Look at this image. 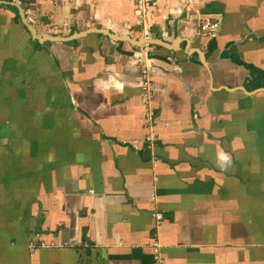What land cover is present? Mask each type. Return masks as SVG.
I'll return each instance as SVG.
<instances>
[{"label":"crops","instance_id":"0c3cea01","mask_svg":"<svg viewBox=\"0 0 264 264\" xmlns=\"http://www.w3.org/2000/svg\"><path fill=\"white\" fill-rule=\"evenodd\" d=\"M148 10L0 0V264H264V0Z\"/></svg>","mask_w":264,"mask_h":264},{"label":"built area","instance_id":"2783aa9c","mask_svg":"<svg viewBox=\"0 0 264 264\" xmlns=\"http://www.w3.org/2000/svg\"><path fill=\"white\" fill-rule=\"evenodd\" d=\"M60 1L61 0H55L56 3H59ZM135 2L139 10L140 19L145 20L149 12L148 10L149 0H135ZM19 4H22V1H19ZM213 20L214 19L211 16L204 20V23H203L204 31H207L208 29L210 30L216 29V22H214ZM140 62H141V74H142L141 92L146 98V106H147V111L145 113V116L147 119H151L155 117L156 115L152 107V102L155 98V93L153 89L154 74L146 58H140ZM158 245H159L158 241H155L154 246L158 247ZM154 257H155V264L163 263V258L161 257L157 249L155 251Z\"/></svg>","mask_w":264,"mask_h":264},{"label":"clouds","instance_id":"9594fccd","mask_svg":"<svg viewBox=\"0 0 264 264\" xmlns=\"http://www.w3.org/2000/svg\"><path fill=\"white\" fill-rule=\"evenodd\" d=\"M220 159H221L222 161H227V160L229 159V157H228L226 154L221 153V154H220Z\"/></svg>","mask_w":264,"mask_h":264},{"label":"water","instance_id":"95a60500","mask_svg":"<svg viewBox=\"0 0 264 264\" xmlns=\"http://www.w3.org/2000/svg\"><path fill=\"white\" fill-rule=\"evenodd\" d=\"M25 24L27 25V26H29V24L27 23V22H25ZM31 31H32V33H34V29L31 27ZM153 43H155V42H153Z\"/></svg>","mask_w":264,"mask_h":264}]
</instances>
